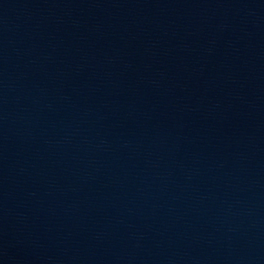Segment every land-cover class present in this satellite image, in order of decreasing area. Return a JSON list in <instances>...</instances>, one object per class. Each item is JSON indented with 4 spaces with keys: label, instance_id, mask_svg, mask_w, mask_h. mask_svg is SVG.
<instances>
[{
    "label": "water",
    "instance_id": "obj_1",
    "mask_svg": "<svg viewBox=\"0 0 264 264\" xmlns=\"http://www.w3.org/2000/svg\"><path fill=\"white\" fill-rule=\"evenodd\" d=\"M257 264H264V218H263L262 231H261V237L259 243Z\"/></svg>",
    "mask_w": 264,
    "mask_h": 264
}]
</instances>
